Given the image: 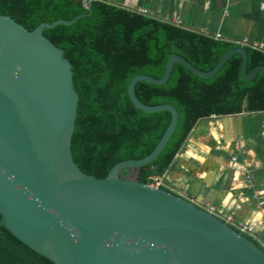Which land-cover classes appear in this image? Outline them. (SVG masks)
Segmentation results:
<instances>
[{
    "label": "water",
    "instance_id": "95a60500",
    "mask_svg": "<svg viewBox=\"0 0 264 264\" xmlns=\"http://www.w3.org/2000/svg\"><path fill=\"white\" fill-rule=\"evenodd\" d=\"M84 2L87 13L34 30L0 14V226L54 264H264V251L217 215L122 175L152 162L178 121L173 105L140 101L137 82L162 85L175 63L212 77L234 54L242 56L246 81L264 65L249 73L246 50L235 47L209 71L172 53L162 77L134 76L133 104L145 112L167 110L171 122L148 156L120 161L104 178L90 175L71 150L79 100L72 64L43 33L89 15L92 0Z\"/></svg>",
    "mask_w": 264,
    "mask_h": 264
},
{
    "label": "trees",
    "instance_id": "16d2710c",
    "mask_svg": "<svg viewBox=\"0 0 264 264\" xmlns=\"http://www.w3.org/2000/svg\"><path fill=\"white\" fill-rule=\"evenodd\" d=\"M87 12L84 0H0V14L29 30ZM43 33L64 50L72 64L79 95L71 142L74 161L84 172L99 178L106 177L120 161L148 156L171 122L172 114L167 110L145 112L133 104L128 86L134 76L162 77L172 53L209 71L235 47L246 50L249 73L264 65L261 49L218 39L107 0H93L89 15L71 25L45 28ZM241 67L242 56L234 54L212 77H199L175 63L166 83H136L140 101L147 105L169 103L178 111L176 127L164 149L152 162L136 168L137 181L149 184L153 176L165 175L199 119L264 111V71L246 81ZM128 172L125 169L122 175ZM230 226L264 251L253 235ZM0 264L54 262L0 226Z\"/></svg>",
    "mask_w": 264,
    "mask_h": 264
},
{
    "label": "crops",
    "instance_id": "0c3cea01",
    "mask_svg": "<svg viewBox=\"0 0 264 264\" xmlns=\"http://www.w3.org/2000/svg\"><path fill=\"white\" fill-rule=\"evenodd\" d=\"M107 1L264 51V0ZM165 176L173 192L253 227L264 248V111L199 119Z\"/></svg>",
    "mask_w": 264,
    "mask_h": 264
},
{
    "label": "built area",
    "instance_id": "2783aa9c",
    "mask_svg": "<svg viewBox=\"0 0 264 264\" xmlns=\"http://www.w3.org/2000/svg\"><path fill=\"white\" fill-rule=\"evenodd\" d=\"M142 13H146L144 11H139ZM215 38L220 39L221 35L219 33L214 35ZM166 175V174H165ZM165 175L162 176H153L151 179V182L149 183L150 186L154 187V188H162V186H168L166 180H165ZM204 209H206L208 212L216 215L215 211L213 209H211L210 207H203ZM218 216V215H217ZM219 217V216H218ZM223 218V220L228 223L229 225H234L240 232L242 233H247L249 235H253V227L246 225L244 223L241 222H235L231 217H220Z\"/></svg>",
    "mask_w": 264,
    "mask_h": 264
},
{
    "label": "rangeland",
    "instance_id": "374dc122",
    "mask_svg": "<svg viewBox=\"0 0 264 264\" xmlns=\"http://www.w3.org/2000/svg\"><path fill=\"white\" fill-rule=\"evenodd\" d=\"M136 176H137V169L132 168L129 170L128 174L125 175L124 177L127 179L136 180Z\"/></svg>",
    "mask_w": 264,
    "mask_h": 264
}]
</instances>
